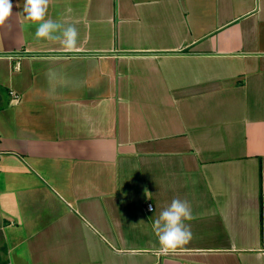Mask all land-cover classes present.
I'll return each instance as SVG.
<instances>
[{"label": "crops", "instance_id": "1", "mask_svg": "<svg viewBox=\"0 0 264 264\" xmlns=\"http://www.w3.org/2000/svg\"><path fill=\"white\" fill-rule=\"evenodd\" d=\"M11 2L0 264H264V0H49L72 50ZM174 198L192 238L158 256Z\"/></svg>", "mask_w": 264, "mask_h": 264}, {"label": "clouds", "instance_id": "2", "mask_svg": "<svg viewBox=\"0 0 264 264\" xmlns=\"http://www.w3.org/2000/svg\"><path fill=\"white\" fill-rule=\"evenodd\" d=\"M49 0H24L23 13L25 19L38 24L35 32L36 39L59 42L64 48L72 50L77 47V28L69 24L46 19ZM11 0H0V27H3L13 15ZM152 210L151 207L149 209ZM192 218L191 207L186 200L174 198L170 205L160 212L153 222V231L159 247L155 250L158 256H167L184 251L192 233L185 223Z\"/></svg>", "mask_w": 264, "mask_h": 264}, {"label": "built area", "instance_id": "3", "mask_svg": "<svg viewBox=\"0 0 264 264\" xmlns=\"http://www.w3.org/2000/svg\"><path fill=\"white\" fill-rule=\"evenodd\" d=\"M150 207H151V209H153V207H154L152 202L148 203V208L150 209Z\"/></svg>", "mask_w": 264, "mask_h": 264}]
</instances>
